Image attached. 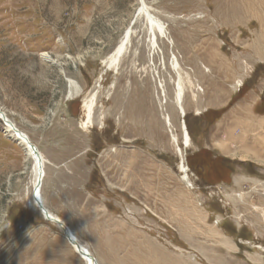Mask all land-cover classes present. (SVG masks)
<instances>
[{
    "label": "rangeland",
    "instance_id": "rangeland-1",
    "mask_svg": "<svg viewBox=\"0 0 264 264\" xmlns=\"http://www.w3.org/2000/svg\"><path fill=\"white\" fill-rule=\"evenodd\" d=\"M144 2L170 42L158 38L154 55L137 0H0V112L47 165L66 163L63 178L42 183L41 204L96 259L98 228L120 233L128 225L161 249V264H264V192L242 201L233 196L236 187L224 197L217 188L203 192L188 172L190 184L182 181L163 121L170 116L180 149L171 53L184 88L185 166L197 149L192 131L205 128L200 113L264 84V0ZM128 30L126 52L117 69L108 68L105 61ZM67 79L80 90L70 98ZM159 80L166 86L163 104ZM4 126L0 119V215L8 223L0 264H85L32 204L31 159ZM221 222L236 226L237 240L225 236Z\"/></svg>",
    "mask_w": 264,
    "mask_h": 264
},
{
    "label": "crops",
    "instance_id": "crops-1",
    "mask_svg": "<svg viewBox=\"0 0 264 264\" xmlns=\"http://www.w3.org/2000/svg\"><path fill=\"white\" fill-rule=\"evenodd\" d=\"M263 90L264 84L258 83L252 88L247 86L236 99L233 95L229 96L224 104L206 107L200 113L203 116L200 120L205 124V128L199 134L192 131L193 128L190 130L191 135L195 137L197 148L195 152L204 150L213 159L231 163L228 178L201 187L203 192L205 189L217 188L218 195L227 197V194L223 195L225 189L236 187L239 194L233 196L237 200L236 197L241 195L242 201L249 193L258 195L264 192ZM193 101L190 98V104ZM191 108L189 105V110ZM196 115L198 114L193 113V116ZM56 163L51 162V165L45 168V184L48 181L53 184L55 180L65 176L66 163L63 165ZM74 186V183L67 185L71 190ZM233 227L222 222L219 225L225 236L237 240L236 226L235 229ZM120 229L122 231L119 233L114 227L109 231L105 227L98 228L97 234L102 243L99 252L96 253L98 264H161V257H159L161 249L153 243L146 242L145 237L140 235L144 233L143 231L128 225ZM245 230L249 232L246 228L241 231ZM232 232L234 234H231Z\"/></svg>",
    "mask_w": 264,
    "mask_h": 264
},
{
    "label": "bare ground",
    "instance_id": "bare-ground-1",
    "mask_svg": "<svg viewBox=\"0 0 264 264\" xmlns=\"http://www.w3.org/2000/svg\"><path fill=\"white\" fill-rule=\"evenodd\" d=\"M139 4V15L145 18V23H146V29L149 32V48L152 50V55L156 53L155 48H158V38L164 39L168 44H170L169 39L167 38V33L165 30L164 25L156 19L151 13L144 2V0H137ZM242 1V0H241ZM246 2V1H245ZM238 8V7H237ZM241 9V8H239ZM138 19V18H137ZM135 22V21H134ZM144 22V21H143ZM143 24V23H142ZM145 28V27H144ZM132 31V30H131ZM126 32V31H125ZM131 32L128 30L125 33V37L120 41V43L114 48L110 56L108 57V60L105 61L106 64L108 65V68H113L114 70L117 69L118 63L122 55L126 52L128 44H129V38H130ZM158 50V49H157ZM158 52V51H157ZM161 53V51H159ZM151 55V54H150ZM171 65L170 69L173 73H177V78L174 79L173 81V91H174V105L177 110V113L179 115V131H180V149L178 147V139L176 141L175 136L173 134V127L171 126L170 122V116L169 115H164L163 121L164 125L167 128L168 132L170 133V139L174 146L176 147V152L179 153V159H180V165H181V172L183 174V178L181 179L182 181H187L189 184L190 182L188 181V169L187 166L184 165V155L182 151H186L190 147V139L188 135V131L186 129L185 123L182 118L185 117V111L182 106L183 102V91L184 88L182 86L181 82V77H180V67L177 61L176 56L171 53ZM104 62V63H105ZM158 78V77H157ZM68 80V84L70 88H73L74 91L69 92V98L71 96H75L78 91L77 85L72 80ZM156 87L159 91V96L162 98V104L166 102L165 99V92H166V86L159 80L156 84ZM94 96V95H92ZM90 97L87 102L84 105L85 108V113H84V120L83 124L86 126H90L92 123V117H93V108L95 105V97ZM166 114V113H165ZM0 119L6 120L4 123V132L9 134V137L18 141L19 144H22L24 146V150L26 152V155L31 159L32 162V171H33V184H32V190H31V198H32V204L40 209V205L42 206V198H41V187L42 183L45 178V165H47L48 161H46V158L41 154V152L30 142L28 137L23 134L21 131L17 130L16 128L10 121L7 120V118L4 117V114L0 112ZM182 119V120H181ZM82 124V125H83ZM31 165V166H32ZM179 165V164H178ZM187 184V183H186ZM189 186V185H188ZM34 201L36 205L34 204ZM42 203V204H41ZM44 205V204H43ZM38 206V207H37ZM42 208L46 211L43 213V217L45 218L46 221H49L53 223L65 236V240L67 241L68 244H70L71 248L73 249L74 253H76L77 256L80 257L81 260L85 264H98L96 258L86 249L85 246L82 244H79L77 242L76 237L72 234L71 230L67 225H65L64 221L60 219L58 216L52 214L50 211H48L45 207L42 206ZM41 213V214H42ZM130 213V212H129ZM130 215V214H129ZM64 224V225H62ZM64 226V227H62ZM66 227V229H65ZM68 228V229H67Z\"/></svg>",
    "mask_w": 264,
    "mask_h": 264
},
{
    "label": "trees",
    "instance_id": "trees-1",
    "mask_svg": "<svg viewBox=\"0 0 264 264\" xmlns=\"http://www.w3.org/2000/svg\"><path fill=\"white\" fill-rule=\"evenodd\" d=\"M212 158L209 156L208 152L204 150H199L198 152L192 153L189 158L190 170L188 174H191L193 177L191 179H198L199 184H196L198 187L208 186V184H214L219 181L226 180L228 178L229 171L231 169V163L227 161ZM196 177V178H195ZM191 181L194 184V181Z\"/></svg>",
    "mask_w": 264,
    "mask_h": 264
},
{
    "label": "built area",
    "instance_id": "built-area-1",
    "mask_svg": "<svg viewBox=\"0 0 264 264\" xmlns=\"http://www.w3.org/2000/svg\"><path fill=\"white\" fill-rule=\"evenodd\" d=\"M263 92H264V90H263ZM190 177H192V175L191 174H188ZM191 189L194 187H192L191 185L189 186ZM0 217H1V219H0V234L8 227V223L7 222H5L4 221V217H3V215L1 214L0 215ZM22 228V226L21 227H19V229H21Z\"/></svg>",
    "mask_w": 264,
    "mask_h": 264
},
{
    "label": "water",
    "instance_id": "water-1",
    "mask_svg": "<svg viewBox=\"0 0 264 264\" xmlns=\"http://www.w3.org/2000/svg\"><path fill=\"white\" fill-rule=\"evenodd\" d=\"M3 114H4V113H3ZM4 117H5V114H4ZM5 118H6V117H5ZM1 120H2V119H1ZM5 121H6V120L3 119V123H5ZM39 207H40V210L43 211V213L46 212V211L42 208L41 205H40ZM62 225H64V224H62ZM62 227H64V226H62ZM65 229H66V227H65Z\"/></svg>",
    "mask_w": 264,
    "mask_h": 264
}]
</instances>
